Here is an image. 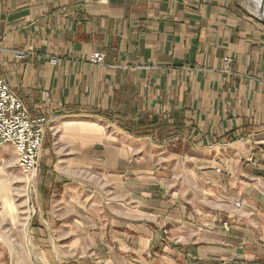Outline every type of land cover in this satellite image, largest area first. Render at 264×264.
<instances>
[{"label": "crops", "instance_id": "1", "mask_svg": "<svg viewBox=\"0 0 264 264\" xmlns=\"http://www.w3.org/2000/svg\"><path fill=\"white\" fill-rule=\"evenodd\" d=\"M85 1L0 0V73L49 121L23 250L264 264V24L239 0Z\"/></svg>", "mask_w": 264, "mask_h": 264}, {"label": "rangeland", "instance_id": "2", "mask_svg": "<svg viewBox=\"0 0 264 264\" xmlns=\"http://www.w3.org/2000/svg\"><path fill=\"white\" fill-rule=\"evenodd\" d=\"M239 1L258 18L253 13V9L256 10L253 3L248 0ZM38 173L34 180L26 177L16 165L12 147L7 145L0 148V181L9 185L15 206L14 210H8L0 201V264H38V261L41 263L39 253L23 250L29 241L28 229L36 219L33 204L38 191Z\"/></svg>", "mask_w": 264, "mask_h": 264}, {"label": "built area", "instance_id": "3", "mask_svg": "<svg viewBox=\"0 0 264 264\" xmlns=\"http://www.w3.org/2000/svg\"><path fill=\"white\" fill-rule=\"evenodd\" d=\"M102 0H86L87 4H93ZM1 52V47H0ZM18 59L25 58L24 53H16ZM105 57L97 53L91 59L94 65H102ZM226 74L230 73V59H224ZM49 121L46 117H33L20 96L11 89L7 81L0 73V148L12 146L16 165L26 177L36 179L41 166V158L44 150L46 131ZM240 207L239 204L236 205ZM223 228L228 231L230 225L223 222Z\"/></svg>", "mask_w": 264, "mask_h": 264}, {"label": "trees", "instance_id": "4", "mask_svg": "<svg viewBox=\"0 0 264 264\" xmlns=\"http://www.w3.org/2000/svg\"><path fill=\"white\" fill-rule=\"evenodd\" d=\"M176 129H168V127H162L160 125H157L156 123H138V124H131V126H125V129L135 135L138 136L140 133H143L144 136H150L153 139V142L157 143L160 142L159 138L157 137L160 132L164 131L167 133H172L173 131L178 132V134L182 133V127L180 125L174 126ZM172 128V127H171ZM176 133V135H178Z\"/></svg>", "mask_w": 264, "mask_h": 264}, {"label": "bare ground", "instance_id": "5", "mask_svg": "<svg viewBox=\"0 0 264 264\" xmlns=\"http://www.w3.org/2000/svg\"><path fill=\"white\" fill-rule=\"evenodd\" d=\"M249 2L253 3L256 7V16H260V6L264 0H248ZM248 2V3H249ZM250 8V7H249ZM0 201L4 205L5 208L8 210H14V200L10 191L9 185L5 184L3 181H0Z\"/></svg>", "mask_w": 264, "mask_h": 264}, {"label": "water", "instance_id": "6", "mask_svg": "<svg viewBox=\"0 0 264 264\" xmlns=\"http://www.w3.org/2000/svg\"><path fill=\"white\" fill-rule=\"evenodd\" d=\"M258 19L264 24V3L263 2L260 6V16L258 17Z\"/></svg>", "mask_w": 264, "mask_h": 264}]
</instances>
